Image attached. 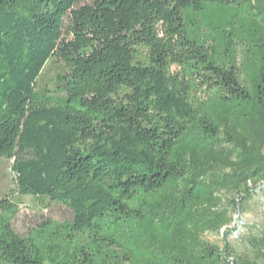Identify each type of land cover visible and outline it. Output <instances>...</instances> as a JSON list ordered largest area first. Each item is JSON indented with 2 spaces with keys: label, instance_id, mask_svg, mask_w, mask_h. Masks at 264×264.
Returning <instances> with one entry per match:
<instances>
[{
  "label": "trees",
  "instance_id": "trees-1",
  "mask_svg": "<svg viewBox=\"0 0 264 264\" xmlns=\"http://www.w3.org/2000/svg\"><path fill=\"white\" fill-rule=\"evenodd\" d=\"M83 1L0 0V158L71 213L3 198L0 264H264L205 239L264 186V0Z\"/></svg>",
  "mask_w": 264,
  "mask_h": 264
},
{
  "label": "rangeland",
  "instance_id": "rangeland-1",
  "mask_svg": "<svg viewBox=\"0 0 264 264\" xmlns=\"http://www.w3.org/2000/svg\"><path fill=\"white\" fill-rule=\"evenodd\" d=\"M93 0H84V3H90ZM65 68L62 61L52 58L46 64L38 81L40 89L57 88L58 76L64 72ZM12 161L0 158V202L3 198H9L19 207V213L13 220L15 229L26 234L33 228L43 224L47 220L66 221L71 218L69 209L62 205L42 202L33 196L21 195L17 191L15 176L10 170ZM234 223L224 228L222 234H207L205 239L212 244L224 246L223 239L234 247L239 245L237 237L256 235L264 233V186L257 189L256 196L247 202L240 209H232ZM1 213V207H0Z\"/></svg>",
  "mask_w": 264,
  "mask_h": 264
}]
</instances>
